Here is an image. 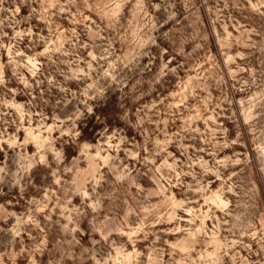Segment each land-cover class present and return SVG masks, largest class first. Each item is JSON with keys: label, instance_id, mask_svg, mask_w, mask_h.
<instances>
[{"label": "rangeland", "instance_id": "374dc122", "mask_svg": "<svg viewBox=\"0 0 264 264\" xmlns=\"http://www.w3.org/2000/svg\"><path fill=\"white\" fill-rule=\"evenodd\" d=\"M0 264H264V0H0Z\"/></svg>", "mask_w": 264, "mask_h": 264}, {"label": "trees", "instance_id": "16d2710c", "mask_svg": "<svg viewBox=\"0 0 264 264\" xmlns=\"http://www.w3.org/2000/svg\"><path fill=\"white\" fill-rule=\"evenodd\" d=\"M89 119H90V116L87 117L85 120L86 126H85V124H82L84 126V128L81 129L82 130V137L84 139H87V140L90 139L91 134L93 135V132H95V130L97 129V126H95V127L92 126V122L89 121ZM90 129H92L91 132H88V130H90Z\"/></svg>", "mask_w": 264, "mask_h": 264}]
</instances>
